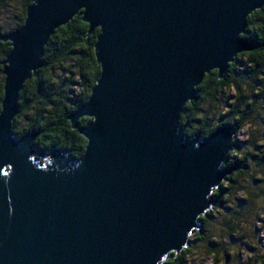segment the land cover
<instances>
[{"label":"water","instance_id":"obj_1","mask_svg":"<svg viewBox=\"0 0 264 264\" xmlns=\"http://www.w3.org/2000/svg\"><path fill=\"white\" fill-rule=\"evenodd\" d=\"M264 0H32L23 25L0 35V264H166L218 203L237 129L186 140L179 119L204 76L222 80ZM77 14L99 29L100 72L68 117L86 141L81 158L37 152V133L11 124L43 47ZM89 121L79 127L78 120Z\"/></svg>","mask_w":264,"mask_h":264},{"label":"trees","instance_id":"obj_2","mask_svg":"<svg viewBox=\"0 0 264 264\" xmlns=\"http://www.w3.org/2000/svg\"><path fill=\"white\" fill-rule=\"evenodd\" d=\"M20 1L23 7V16L18 19L17 29L23 25L25 10L32 4V0ZM247 24L246 33L242 35V38L258 47L250 53L237 55L235 61L228 66L222 80H218L217 73L214 71L204 76L202 83L196 88L197 100L185 105L184 112L179 119V126L184 127L186 140H192L196 135L205 138L222 124L237 129L239 132L252 124L253 121H257V104L264 106V9L250 15ZM84 25L86 24L82 22L80 14H78L67 25L54 31L43 48L42 61L45 65L38 71L36 78H31L24 84L17 100L19 113L11 124L12 134L16 137L29 131L38 134L33 144L38 153L50 148L61 149L70 154L72 161L81 158L86 141L77 130L71 128L68 117L87 100L100 72L94 59V44L99 31L95 29L93 33H88V27H84ZM10 50L8 43H0V55L6 56ZM67 59L72 61L71 76L75 79L77 77L78 85L81 87V91L77 94L71 91L73 86L66 90L67 93L64 91L57 93L54 89L52 73L60 63ZM0 75H2L1 67ZM0 78L1 102L4 78L3 76ZM229 87L233 89L234 100L231 104L225 105L227 108L225 114L216 125H212V121L203 114L200 103L202 101L213 104L220 102L219 95ZM243 88L245 94L242 93ZM26 112L31 113L30 119L27 121V126L19 131L16 129V122ZM88 121L87 118L79 119V126H84ZM261 123L264 125V121ZM256 140V135L249 134L248 141L242 144L244 145L242 149L245 150L242 153L238 146H234L232 142V150L228 155L232 154L234 157L230 162H224L223 167L234 168L236 171L231 172L224 180L225 187H223L224 184H221L219 190L215 191V195L219 196L217 206H220V209L225 210L227 214V218L223 219V226L231 232L236 229L234 222L246 217L249 210L253 208L255 198L264 194L262 187L264 185V148L257 146ZM263 141L264 139H262ZM247 176H249L247 180L250 181V184L256 185L258 194L250 195L246 193L245 187L238 185L239 181L246 179ZM255 177H263V179L256 180ZM231 188L245 194L247 198L243 202L245 206L228 211L225 208L226 203L222 199L225 193L227 196L229 195L228 192ZM246 211L248 212L244 215ZM208 217L209 215L202 216L199 219L203 225V233L208 228V225L204 224ZM232 226L234 229L231 228ZM194 236L199 237L196 240L201 239V232L195 233ZM217 245L214 243L215 247L208 250L214 258H216L214 250L218 247ZM190 253L187 248L177 257L171 254L165 263L185 264L184 260Z\"/></svg>","mask_w":264,"mask_h":264},{"label":"rangeland","instance_id":"obj_3","mask_svg":"<svg viewBox=\"0 0 264 264\" xmlns=\"http://www.w3.org/2000/svg\"><path fill=\"white\" fill-rule=\"evenodd\" d=\"M22 13L23 7L20 0H0V35L8 34L17 30L16 26L18 24V19L19 17L23 16ZM6 56L0 55L1 71L3 69L1 64L5 61ZM41 62L43 66L40 69H42L45 65L42 61V57ZM72 71V61L69 59L65 60L63 63H60L54 69L52 73V82L54 83V89L57 93H59L60 91L66 92V90H68L71 86H73L71 90L73 93L77 94L79 91H81V87L78 85L77 77L75 79L71 76ZM242 93L245 94L244 88L242 89ZM219 97L221 98V101L218 103L216 102L215 104L209 103L208 101H202L200 103V107L202 108L203 114L206 115V117L212 121V125H216L219 119L225 114L227 110V108H225V105L231 104V102L234 100L233 89L231 87L225 89V91H223L219 95ZM257 106V121H253L252 124L237 132L235 138L233 139V145L238 146V148L240 149V153L245 151L244 149H242L244 147V145L242 144L248 141L249 134L256 135L257 146H262L264 148V141L262 142V139H264V125L261 123V121H264V106H259L258 104ZM30 114V112H26L22 117L18 118L16 122V129L21 131L27 126V121L28 119H30ZM258 139H260L261 141H259ZM233 157L234 155L232 154L228 155L227 161L230 162ZM248 178L249 176H247L246 179L240 180L238 185H242L243 187H245L246 193L250 195L253 193L258 194L256 185H251L250 181L247 180ZM255 179H263V177H255ZM222 184H224V182H222ZM223 187H225V184L223 185ZM262 187L264 188V185H262ZM228 194L229 195L227 196L225 193L222 199V201L226 203L225 208L228 211H231L232 209H239L240 207L245 206V204L243 203L244 199L247 198L245 194L236 191L235 188H231ZM263 196H258L257 198H255V200L253 201V208L249 210V212H244V215L248 212L246 217L234 222V224H236L234 225L236 229L233 232L227 230L223 226V219L227 218L225 210L220 209V206H217L218 204L212 206L206 214V217L207 215H209V217L208 220H205L204 224L208 225V228L204 233L202 232L203 225L200 222L201 227L199 231L201 232V239L196 240L199 237H195V233H193L189 237L188 249L191 253L188 254L186 259L184 260V263L261 264L262 262V264H264ZM234 226H232L231 228L234 229ZM214 243L218 244V247L214 250L216 258L212 257V255H210V253L208 252L209 249L215 247L213 246Z\"/></svg>","mask_w":264,"mask_h":264},{"label":"snow or ice","instance_id":"obj_4","mask_svg":"<svg viewBox=\"0 0 264 264\" xmlns=\"http://www.w3.org/2000/svg\"><path fill=\"white\" fill-rule=\"evenodd\" d=\"M84 27H88V25H84ZM97 31H99V29H97Z\"/></svg>","mask_w":264,"mask_h":264},{"label":"bare ground","instance_id":"obj_5","mask_svg":"<svg viewBox=\"0 0 264 264\" xmlns=\"http://www.w3.org/2000/svg\"><path fill=\"white\" fill-rule=\"evenodd\" d=\"M78 15V14H77Z\"/></svg>","mask_w":264,"mask_h":264}]
</instances>
